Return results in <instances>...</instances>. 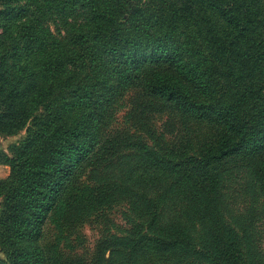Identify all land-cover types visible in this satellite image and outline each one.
Returning a JSON list of instances; mask_svg holds the SVG:
<instances>
[{
  "label": "trees",
  "instance_id": "trees-1",
  "mask_svg": "<svg viewBox=\"0 0 264 264\" xmlns=\"http://www.w3.org/2000/svg\"><path fill=\"white\" fill-rule=\"evenodd\" d=\"M151 1L144 7L163 26L164 13ZM115 3L118 10L110 15L112 26L104 24L106 13L95 12L98 26L93 34L103 30L114 33L118 26L123 29L121 22L133 20V9L127 0ZM204 4L210 12L207 26L211 28L209 55L203 57L204 64H187L190 54L198 52L197 47L192 48L196 46L193 39L190 45L175 40L173 22L171 28L161 29L162 33L138 30L133 37H124V28L118 33L119 39L114 33L116 39L108 44L115 49L111 61H90L93 83L88 85L68 75L72 57L47 56L45 41H55V37L24 16L28 6L19 4V0H0V134H16L30 120L45 125L43 130L35 131L39 135L36 137L28 129L29 140L16 156L23 188L8 199L10 205L0 216V230L8 233L9 238L17 234L38 237L42 233L43 221L56 194L84 157L94 151L98 140L95 116L106 113L110 100L107 91L100 93L98 87L141 84L150 97L172 103L182 116L217 123L223 131L218 143L202 152L201 162L195 167L197 196L187 206V223L147 239L154 248H145V257L168 255L171 259L167 261L178 264L182 259H194L197 264H261L256 234L247 218L230 219L237 230L224 225V216L215 203L211 166L237 153L247 155L258 163V178L264 192V159L260 155L264 150V114L260 121L255 118L257 91L262 84L252 91V81L260 76V70L264 71V0H206ZM146 32L153 36L144 39ZM80 42L76 36L75 43ZM252 49L255 53H251ZM107 63L113 68L106 69ZM234 68H240L244 79L227 86L228 72ZM231 95L242 99L229 101ZM42 110L46 118L35 120ZM43 140L49 143L48 159L41 170L30 169L25 157ZM39 184L44 186L38 187ZM196 221L203 236L199 245L191 241L193 230L186 234ZM11 242L5 252L6 260L0 259V264H42V253L34 255V248L27 251L19 247L18 241ZM182 245L192 249H183Z\"/></svg>",
  "mask_w": 264,
  "mask_h": 264
},
{
  "label": "rangeland",
  "instance_id": "rangeland-1",
  "mask_svg": "<svg viewBox=\"0 0 264 264\" xmlns=\"http://www.w3.org/2000/svg\"><path fill=\"white\" fill-rule=\"evenodd\" d=\"M151 2L164 13L163 26L147 13L144 6L148 0H127L133 9V20L120 23L126 29L124 37L130 34L133 37L138 30L165 31L173 22L175 40L190 45L193 39L196 46L192 48L197 47L198 52L190 54L187 64H204L203 57L209 55L211 29L207 26L210 12L204 4L206 0ZM19 4L28 6L24 16L33 25L43 26L55 37V41H45L47 56L72 57L68 75L73 79L93 83L90 61L94 58L111 61L115 57V49L108 44L116 39L114 33L119 39V31L124 30L118 26L114 33L106 30L92 33L98 26L96 11L106 13L104 24L112 26L110 15L118 10L115 0H19ZM76 36L80 43H75ZM152 36L146 32L143 38ZM159 40L165 41L161 37ZM251 53L255 51L252 49ZM105 66L113 68L108 63ZM258 73L260 76L252 81V91L262 84L255 102L258 103L255 118L260 121L264 114V82H260L264 71ZM240 79H244L242 71L234 68L228 72L225 83L229 86ZM98 90L107 91L110 100L106 113L95 116L98 140L94 151L84 157L56 194L38 237L17 234L9 238L8 233L0 230V259L6 260L5 252L11 241L16 240L20 248L27 251L34 248L32 254L42 253V264H178L167 261L171 259L168 255L147 254L146 258L145 248H154L147 239L187 223V206L197 196L195 167L201 162L202 152L216 145L223 131L217 123L182 116L172 103L150 97L141 84L118 87L113 83L111 88L101 85ZM241 99L235 95L228 97L229 101ZM46 115L42 110L35 120H44ZM36 125L42 123L30 120L16 134H0V216L10 205L8 199L22 191L24 179L19 174L16 156L29 140L28 129L36 137L39 135L35 131L45 128ZM86 141L90 139L85 140L89 146ZM48 145L47 140L41 141L25 157L28 168H43L48 159ZM260 155L264 159V150ZM257 167L256 161L237 153L213 164L211 179L224 225L237 230L230 219L247 218L256 234L260 262L264 264V192ZM40 214L44 215V211ZM38 219L42 221V217ZM192 230L191 241L199 245L203 236L197 221L186 234ZM193 260L182 259L180 264H197Z\"/></svg>",
  "mask_w": 264,
  "mask_h": 264
}]
</instances>
